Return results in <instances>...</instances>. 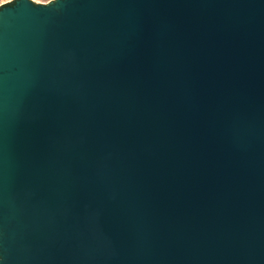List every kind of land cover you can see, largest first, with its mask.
Masks as SVG:
<instances>
[{"label": "water", "instance_id": "obj_1", "mask_svg": "<svg viewBox=\"0 0 264 264\" xmlns=\"http://www.w3.org/2000/svg\"><path fill=\"white\" fill-rule=\"evenodd\" d=\"M0 264H264V0L2 5Z\"/></svg>", "mask_w": 264, "mask_h": 264}, {"label": "rangeland", "instance_id": "obj_2", "mask_svg": "<svg viewBox=\"0 0 264 264\" xmlns=\"http://www.w3.org/2000/svg\"><path fill=\"white\" fill-rule=\"evenodd\" d=\"M13 0H0V7L8 2H11ZM35 1H39V2H43V3H47L50 4L52 3L54 0H35Z\"/></svg>", "mask_w": 264, "mask_h": 264}]
</instances>
